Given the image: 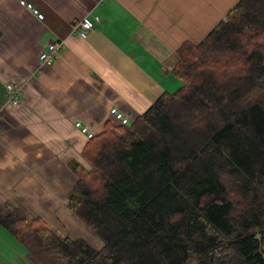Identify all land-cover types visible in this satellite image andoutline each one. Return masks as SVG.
<instances>
[{
  "label": "trees",
  "instance_id": "16d2710c",
  "mask_svg": "<svg viewBox=\"0 0 264 264\" xmlns=\"http://www.w3.org/2000/svg\"><path fill=\"white\" fill-rule=\"evenodd\" d=\"M2 34L0 32V40ZM182 86L71 161L67 207L100 241L6 203L1 226L39 264H264V0H239L177 49Z\"/></svg>",
  "mask_w": 264,
  "mask_h": 264
},
{
  "label": "crops",
  "instance_id": "0c3cea01",
  "mask_svg": "<svg viewBox=\"0 0 264 264\" xmlns=\"http://www.w3.org/2000/svg\"><path fill=\"white\" fill-rule=\"evenodd\" d=\"M238 1L0 0V217L6 203L23 206L61 235L99 243L67 207L76 182L69 163L89 167L74 121L98 135L107 122L119 125L112 107L131 122L179 89L177 49L203 40ZM83 17L93 23L85 39L73 33ZM51 42L59 50L45 66L39 55ZM7 84L19 89L17 106L6 100ZM0 264H39L1 224Z\"/></svg>",
  "mask_w": 264,
  "mask_h": 264
},
{
  "label": "built area",
  "instance_id": "2783aa9c",
  "mask_svg": "<svg viewBox=\"0 0 264 264\" xmlns=\"http://www.w3.org/2000/svg\"><path fill=\"white\" fill-rule=\"evenodd\" d=\"M97 3H101L105 0H96ZM20 5L25 7L26 9L30 10V12L33 13L37 17V19L42 20L43 15L36 10L32 6L31 3L20 1ZM93 27V23L91 20L89 21L88 18L83 17L80 20L77 21V23L74 24L73 27V33L78 36L81 39H85L87 36V33L91 28ZM59 50V43L57 42H51L46 50H43V52L39 55V61L41 64L45 66H51L54 62L57 53ZM5 97L6 100L11 104L17 106V104L20 103L19 98V89L14 84H7L5 85ZM111 117L121 126V125H127L130 123V119L127 115L124 113H121L117 108L112 107L109 110V113ZM73 126L75 129H77L87 140L92 139L95 137L93 129H91L88 125H84L80 120H75L73 123Z\"/></svg>",
  "mask_w": 264,
  "mask_h": 264
},
{
  "label": "rangeland",
  "instance_id": "374dc122",
  "mask_svg": "<svg viewBox=\"0 0 264 264\" xmlns=\"http://www.w3.org/2000/svg\"><path fill=\"white\" fill-rule=\"evenodd\" d=\"M257 101L260 102L261 104H264V92L261 93V94L257 97ZM99 245H101L100 242L97 243V244H95L93 247L98 248Z\"/></svg>",
  "mask_w": 264,
  "mask_h": 264
}]
</instances>
